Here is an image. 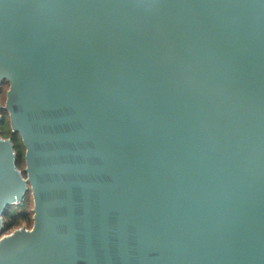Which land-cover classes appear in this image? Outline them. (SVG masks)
I'll return each mask as SVG.
<instances>
[{
    "label": "water",
    "instance_id": "1",
    "mask_svg": "<svg viewBox=\"0 0 264 264\" xmlns=\"http://www.w3.org/2000/svg\"><path fill=\"white\" fill-rule=\"evenodd\" d=\"M3 83L0 264H264V0H0Z\"/></svg>",
    "mask_w": 264,
    "mask_h": 264
},
{
    "label": "trees",
    "instance_id": "2",
    "mask_svg": "<svg viewBox=\"0 0 264 264\" xmlns=\"http://www.w3.org/2000/svg\"><path fill=\"white\" fill-rule=\"evenodd\" d=\"M4 84L8 85L7 83H3L1 87ZM10 134L13 138H14V135H17V134L12 133L11 131H10ZM18 138L20 137L18 136ZM10 141L13 144L14 153L16 157V167L18 169L20 167H23V165H25L24 163L25 150L22 147L21 139H18L17 140L18 142H14L15 140H12V139H10ZM22 174L26 175L24 173V170L22 171ZM32 224H33V213L26 209V202H25V199H23L21 206L13 207V205H11L6 208V211L3 214V229H2L1 236H4V234H8L12 232L13 230H16L19 228L30 229Z\"/></svg>",
    "mask_w": 264,
    "mask_h": 264
},
{
    "label": "rangeland",
    "instance_id": "3",
    "mask_svg": "<svg viewBox=\"0 0 264 264\" xmlns=\"http://www.w3.org/2000/svg\"><path fill=\"white\" fill-rule=\"evenodd\" d=\"M8 90V85H3L2 87H0V105L2 106V108H4L5 106V102H6V92ZM1 118L3 119L1 122H0V137L2 135V139L4 140H7V139H12V140H15L14 142H18L17 140L20 139L18 138L17 135H14V138L11 136L10 134V131H11V127H10V121H9V117H8V114L2 110L1 112ZM23 147V146H22ZM24 149V148H23ZM25 168V165H23V167H20L18 168V170L20 171L21 173V176L23 177V179L26 180V175H23L22 174V171L24 170ZM28 189H29V185H27ZM23 199H25V202H26V209L28 211H31L32 212V209H33V200H32V196H31V192L28 190L25 194V196L22 197V201ZM21 201V203H22ZM21 203H18L17 205L14 204L13 207H17V206H21ZM33 225V224H32ZM32 227V226H31ZM27 229V228H26ZM31 229V228H30ZM29 230V229H28ZM14 231V230H13ZM12 231V232H13ZM12 232L8 233V234H4V235H9L11 234Z\"/></svg>",
    "mask_w": 264,
    "mask_h": 264
},
{
    "label": "bare ground",
    "instance_id": "4",
    "mask_svg": "<svg viewBox=\"0 0 264 264\" xmlns=\"http://www.w3.org/2000/svg\"><path fill=\"white\" fill-rule=\"evenodd\" d=\"M19 229H20V228H19ZM16 230H17V229H16ZM14 231H15V230H14ZM14 231H13V232H14Z\"/></svg>",
    "mask_w": 264,
    "mask_h": 264
}]
</instances>
